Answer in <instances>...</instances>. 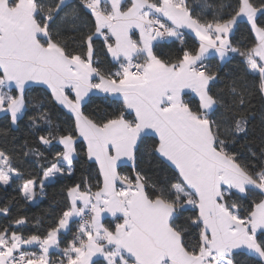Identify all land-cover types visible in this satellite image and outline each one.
<instances>
[{
	"label": "snow or ice",
	"instance_id": "snow-or-ice-1",
	"mask_svg": "<svg viewBox=\"0 0 264 264\" xmlns=\"http://www.w3.org/2000/svg\"><path fill=\"white\" fill-rule=\"evenodd\" d=\"M0 218V264H264V0H0Z\"/></svg>",
	"mask_w": 264,
	"mask_h": 264
},
{
	"label": "trees",
	"instance_id": "trees-1",
	"mask_svg": "<svg viewBox=\"0 0 264 264\" xmlns=\"http://www.w3.org/2000/svg\"><path fill=\"white\" fill-rule=\"evenodd\" d=\"M49 193L53 191V189L48 190ZM49 208V202H41L40 207H33L32 210L29 212V216H34V215H41L43 214V210ZM3 222V218H0V223ZM47 222V221H46Z\"/></svg>",
	"mask_w": 264,
	"mask_h": 264
}]
</instances>
